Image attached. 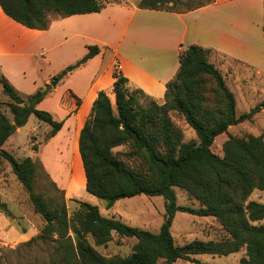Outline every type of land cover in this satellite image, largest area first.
<instances>
[{
	"label": "trees",
	"instance_id": "trees-1",
	"mask_svg": "<svg viewBox=\"0 0 264 264\" xmlns=\"http://www.w3.org/2000/svg\"><path fill=\"white\" fill-rule=\"evenodd\" d=\"M0 0L2 12L15 23L45 31L50 15L65 18L99 13L118 0ZM196 0L195 5L178 12L183 0H139V9L184 13L213 3ZM210 50L191 45L179 53V67L166 84L164 101L158 104L128 80L113 72L111 93L99 91L76 140L84 172L83 189L110 209L116 201L140 195L163 198V221L157 234L130 227L119 220L102 216L98 207L76 201L72 216L66 205L47 201L34 191L39 165L31 158L17 160L2 149L7 139L33 115L49 126L46 140L54 137L64 121L37 105L51 92L48 84L33 94L21 96L1 77L3 93L11 100V119L0 111V158L28 195L35 213L45 221L41 234L55 236L63 264H172L193 262L200 254L228 256L244 249L238 264H264V205L249 201L253 191L264 193V131L260 135H228L221 146L222 156L211 150L215 138L230 127L250 121L264 107V100L248 112L236 114L234 94L222 73L208 61ZM99 53L88 46L87 53L60 71L53 80L61 81L73 70ZM71 96L80 101L71 92ZM171 114L180 116L196 139L185 141ZM123 151H115L117 148ZM186 192L199 204L192 208L176 205L173 188ZM5 204L0 202L4 211ZM185 212L197 217H212L226 238L220 241L194 240L176 246L170 234L174 214ZM119 238L136 240L128 256H102L95 247ZM93 240V245L88 241Z\"/></svg>",
	"mask_w": 264,
	"mask_h": 264
},
{
	"label": "crops",
	"instance_id": "crops-1",
	"mask_svg": "<svg viewBox=\"0 0 264 264\" xmlns=\"http://www.w3.org/2000/svg\"><path fill=\"white\" fill-rule=\"evenodd\" d=\"M138 1L107 4L99 13L57 17L45 31L26 28L32 33L28 37L9 27L8 24L23 26L8 18L0 8V73L24 96L46 85L50 78L81 59L88 46L99 48L97 55L60 81L62 88L59 89L60 84L56 83L50 94L37 105L38 109L59 117L64 112L59 103L65 92H71L82 102L73 117L68 121L62 119L65 120L63 127L46 141L44 150L53 146L55 137L65 129L72 144L75 138L70 132H77L74 137L78 145L80 129L98 92H106L109 98L112 95L114 70L128 80L130 87L162 104L166 84L178 70L179 53L187 46L210 50L207 59L222 73L226 82L228 77L243 81L251 75L261 79L264 85V0H215L184 13L139 9L136 7ZM41 37L44 38L42 42L39 41ZM25 51L28 52L26 57L51 53L60 64H46L44 80L36 83L33 75L40 64H9V60L18 58ZM47 60L53 62L50 57ZM113 61H117L116 68ZM233 62L245 73L233 70ZM26 74L36 86L33 91L23 93L20 79L15 83L13 77L21 75L24 78ZM12 135L2 146L5 151L15 149ZM54 149L58 153L57 145ZM44 157L42 154L41 162L47 169Z\"/></svg>",
	"mask_w": 264,
	"mask_h": 264
},
{
	"label": "rangeland",
	"instance_id": "rangeland-1",
	"mask_svg": "<svg viewBox=\"0 0 264 264\" xmlns=\"http://www.w3.org/2000/svg\"><path fill=\"white\" fill-rule=\"evenodd\" d=\"M122 1L124 2V0H118L116 3H122ZM195 2L196 0H183V3L176 6L174 10L178 12L185 11L187 7L195 5ZM57 17L50 15V19ZM8 25L23 37L32 35L26 28ZM39 41H44V38H39ZM29 52L34 53L35 51ZM27 53L25 51L18 58L9 60V64H40V68L33 75L34 82L36 83L44 80L46 68L48 67L46 64H60V60H57L51 53L40 54V57H37L35 54V57H26L25 54ZM48 57L52 58L53 62L49 63ZM113 64L114 68H116L117 61H113ZM232 64L233 70H242L235 62ZM242 71L245 73V70ZM253 75L255 74L253 73ZM2 76L0 73V79ZM13 78L15 83L17 79H20V89L23 90V93L33 91L36 86L28 74L24 78L21 75L14 76ZM53 78H50L46 84L50 85ZM57 84H60V81ZM226 85L234 94L237 115L248 112L264 100V85L262 80L253 78L251 75L248 78H244L243 81H240V79L231 80L228 77ZM50 86L52 89L56 87V85ZM60 88H62V84L59 85ZM130 88L133 89L132 87ZM34 92L31 93L33 94ZM18 93L22 97L24 96V94ZM110 98L113 100L112 95ZM10 102L11 100L3 93L0 82V111L9 119H11L8 107ZM50 104L52 105V103H48V105ZM81 105V101L77 104L76 99L69 92H65L64 98L59 103L60 108L64 111L63 115L56 117L54 113L51 114L56 120L67 118L66 121H68V119L77 113ZM56 114H58L57 111ZM171 119L175 126L182 131L185 141L196 139L194 132L180 116L171 114ZM48 131L49 126L47 124L31 115L26 124L12 135L11 142L14 141L15 149L13 151L6 150L17 160L29 157L39 165L38 175L34 182V191L36 193L42 194L47 201L52 203H61L63 201L69 216H72L78 207L76 201L87 202L97 206L100 214L106 218H113L130 227L146 230L154 234L158 233L164 214V201L162 197L140 195L118 200L110 209H105L102 201L89 195L83 189L85 176L79 153L77 154L76 137H74L77 132H70L73 138H75L73 144L72 138L68 135L67 129H65L55 137L53 146L44 150L43 146L48 141L46 140ZM263 131L264 107L250 121L230 127L226 134L215 138L211 150L214 154L222 156L221 146L228 135L237 137L257 136ZM56 145L58 153L55 150L56 148L54 149ZM6 147H9V145L7 144ZM123 150L124 148L122 147L115 149V151ZM42 154H45V166L51 171V175L41 162ZM173 191L176 197V205L192 208L199 207V204L190 199L185 191L176 187L173 188ZM249 201L264 205V193L257 190L253 191L249 197ZM0 202L5 204L4 211L0 209V264H63L61 255L57 252L56 237H46L41 234L45 221L39 214L35 213L29 202L27 193L12 174L8 163L2 158H0ZM257 224L264 225V219ZM170 234L176 246H182L194 240L203 242L220 241L227 237L225 232L216 225L212 217H197L185 212H176L174 214ZM88 241L94 246L91 238H88ZM135 242L136 240L133 238H119L113 234L111 241L105 245L97 246L95 249L106 258L112 256L125 257L131 253ZM244 253L243 249L228 256L200 254L193 256V258L201 264H238L239 260L244 257ZM172 264L195 263L177 260Z\"/></svg>",
	"mask_w": 264,
	"mask_h": 264
},
{
	"label": "water",
	"instance_id": "water-1",
	"mask_svg": "<svg viewBox=\"0 0 264 264\" xmlns=\"http://www.w3.org/2000/svg\"><path fill=\"white\" fill-rule=\"evenodd\" d=\"M57 82H58L57 80H52V81L50 82V85L55 86Z\"/></svg>",
	"mask_w": 264,
	"mask_h": 264
}]
</instances>
